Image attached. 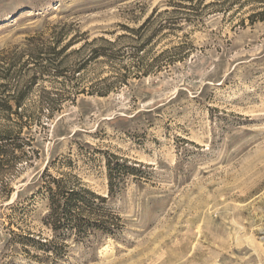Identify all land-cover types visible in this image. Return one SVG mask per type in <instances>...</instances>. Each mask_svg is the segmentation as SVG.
I'll return each instance as SVG.
<instances>
[{
  "label": "rangeland",
  "instance_id": "1",
  "mask_svg": "<svg viewBox=\"0 0 264 264\" xmlns=\"http://www.w3.org/2000/svg\"><path fill=\"white\" fill-rule=\"evenodd\" d=\"M20 91L0 106V264H264V0H0V100ZM108 158L138 169L108 198L114 236L20 243L51 236L45 170L107 197Z\"/></svg>",
  "mask_w": 264,
  "mask_h": 264
},
{
  "label": "trees",
  "instance_id": "2",
  "mask_svg": "<svg viewBox=\"0 0 264 264\" xmlns=\"http://www.w3.org/2000/svg\"><path fill=\"white\" fill-rule=\"evenodd\" d=\"M183 1L190 4L194 2V0ZM162 27L160 26V28ZM60 30L51 46L46 48L47 54L51 55V58L42 59L46 65L43 69H54L56 75H63L62 67L64 61L61 59V56L70 46L69 42L61 44L64 35L62 32L63 28ZM101 41L109 46H113L106 40L101 39ZM57 48L59 50H56ZM139 51L141 50H137V52ZM136 55L138 56V53ZM101 57L106 58L107 55L100 48L92 50L91 60H98ZM139 59L141 60L142 58L140 57ZM140 62L141 66L137 68L135 73L138 76H147L149 69L142 64V60ZM81 69L83 68H80V70L78 68L75 72L78 73ZM27 84L31 87L35 84V80H29ZM23 101L24 96L20 91L17 95L9 96V105L7 101L0 100V106L4 108L9 107V109L14 106L18 109L22 106ZM49 103L51 101L47 100L46 104L48 105ZM1 139L3 140V138ZM112 160L116 159L108 158L106 160L108 171L107 197L95 194L70 174L63 173L58 177H52L51 175H46L45 170L40 177L42 184L38 192L47 198V212L43 216L42 222L49 228L51 236L50 238L37 239L29 236L23 237L20 238V243L56 258L65 254V250L68 248L66 242L68 239H72L78 243H85L99 237L114 236L120 229V219L110 209L107 203L108 198L113 197L120 190L123 185L122 176L124 173L137 172L138 169Z\"/></svg>",
  "mask_w": 264,
  "mask_h": 264
}]
</instances>
